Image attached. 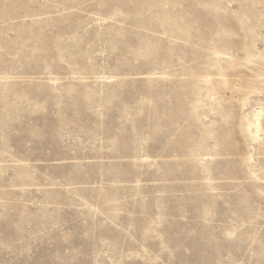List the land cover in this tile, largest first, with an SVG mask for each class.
I'll return each mask as SVG.
<instances>
[{"label": "rangeland", "instance_id": "rangeland-1", "mask_svg": "<svg viewBox=\"0 0 264 264\" xmlns=\"http://www.w3.org/2000/svg\"><path fill=\"white\" fill-rule=\"evenodd\" d=\"M0 264H264V0H0Z\"/></svg>", "mask_w": 264, "mask_h": 264}, {"label": "bare ground", "instance_id": "bare-ground-1", "mask_svg": "<svg viewBox=\"0 0 264 264\" xmlns=\"http://www.w3.org/2000/svg\"><path fill=\"white\" fill-rule=\"evenodd\" d=\"M255 125V127L253 126ZM261 127V121H260V113L256 115V122H248L247 123V130L248 132L255 138H259V130Z\"/></svg>", "mask_w": 264, "mask_h": 264}]
</instances>
